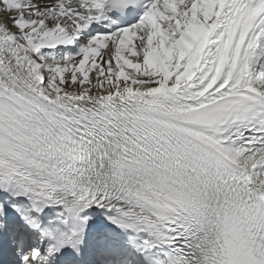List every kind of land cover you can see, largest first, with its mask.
Returning a JSON list of instances; mask_svg holds the SVG:
<instances>
[{
	"label": "snow or ice",
	"instance_id": "obj_1",
	"mask_svg": "<svg viewBox=\"0 0 264 264\" xmlns=\"http://www.w3.org/2000/svg\"><path fill=\"white\" fill-rule=\"evenodd\" d=\"M0 264H264V0H0Z\"/></svg>",
	"mask_w": 264,
	"mask_h": 264
}]
</instances>
